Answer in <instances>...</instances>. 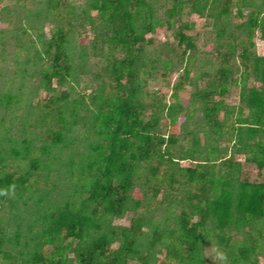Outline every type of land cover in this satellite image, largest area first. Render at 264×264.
Returning a JSON list of instances; mask_svg holds the SVG:
<instances>
[{"label":"trees","instance_id":"1","mask_svg":"<svg viewBox=\"0 0 264 264\" xmlns=\"http://www.w3.org/2000/svg\"><path fill=\"white\" fill-rule=\"evenodd\" d=\"M209 1L192 0V11L204 16ZM238 2L236 16L240 21L236 29L243 36L234 37L231 34L233 41L229 44L219 41L217 52L221 55V61L215 76L206 87H197L192 94V105L198 103L202 112L206 142L202 145L196 128L186 131L191 137V147L183 151L185 155H181L182 149L178 153L170 150L177 138L173 135L166 138L161 133L160 114L163 113L171 124L178 122L185 107L178 102L177 92L183 88L184 82L174 87L176 102L166 107L157 106L158 112L145 117L143 112L146 105L141 98L143 82L138 69L143 54L142 46L146 42H153L152 38L146 36L157 27L171 29L173 24L170 20L158 19L148 0L92 1L91 7L106 22L103 42L108 43L110 51L124 53L122 58L109 55L108 76L115 83H109L110 94L104 87L101 90L103 94L94 93L91 96L97 106L92 118L99 139L90 145L92 153L79 162L81 183L75 187L73 194L66 193L63 201L44 206L59 185L52 183L54 190L34 189L42 193L36 198L33 218L26 224L19 202H25L27 194L32 191L31 180L35 175L41 177V170H46L44 179L48 182L51 177L50 162L41 164L34 158L27 171L9 173L4 170L0 174V202L5 205L8 203L16 218L9 219L13 221L9 225L0 219L2 260H10V264H130L131 261L149 264L156 260L163 248L165 254L162 264H206V242L216 238L217 249L226 252L223 254L229 257L228 264H259L260 241L264 236V182L241 178V162L234 155H223L229 149L235 154L244 153L246 162L256 164L259 171L264 169V54L259 55L253 49L258 31L264 40V17L260 16L261 11H264V0H260V4L256 0ZM65 3L66 0H61L62 5ZM180 3L168 10L170 17L173 18L179 12L183 4ZM230 4L231 0H224L214 18H228ZM50 6L56 8L52 2ZM245 7L250 8L247 15L244 13ZM228 22L229 18L226 19ZM193 26V23L182 24L175 33L178 46L184 47L183 58L196 49L195 38L185 32ZM226 30L227 27L218 30L220 38ZM68 42V33L63 27L54 31L46 42L43 59L49 68L44 70L43 77L47 90L55 89L54 79L60 87L72 75ZM237 57L243 71L241 103L237 112H234L225 104L223 97L233 82L230 80L233 73L231 64ZM156 60L161 61L160 58ZM165 65L166 68L170 67L167 61ZM190 73L186 65L183 78L188 80ZM251 77L262 85H250ZM68 96L63 91L59 96L51 97L44 106L51 109L58 107L68 100ZM3 99L11 102L13 98L9 94ZM221 112L224 113L223 119L220 118ZM43 115L47 119L51 117L49 112ZM72 115L73 122H76L77 112H72ZM59 118L62 124L60 129L48 127L45 131L48 140L45 149L66 142L63 130H68L67 126L71 129V124L65 123L64 116L59 115ZM225 136L233 138V142L229 147L220 149L218 143ZM24 149L28 156L30 146ZM9 150L19 155L15 147ZM206 150L207 153H203ZM186 157L191 162L195 161V165L178 170L193 189H188L177 201L181 209L174 220L175 228L152 227L144 249H141L143 245L140 239L147 222L145 216L137 214L130 226L121 230L109 226L106 228L104 221L107 216L120 217L131 206L134 209L141 207V201L130 195L141 161L156 160V164L149 167L151 177L155 178L164 164L179 163ZM4 160L5 156L0 153V164ZM216 162L228 168L225 175L215 173ZM171 181V187L173 183H180L176 174L171 175ZM160 188L158 184L152 188L153 198ZM75 196L80 197V200H76ZM193 217L197 218L196 221H192ZM209 224L212 228H208ZM11 227L14 228L13 233L10 232ZM239 234L242 238L234 252L230 245ZM8 244L17 246L16 252L7 251L5 247ZM48 245L52 249L46 251ZM70 253L73 257H70ZM2 260L0 264H5Z\"/></svg>","mask_w":264,"mask_h":264},{"label":"rangeland","instance_id":"2","mask_svg":"<svg viewBox=\"0 0 264 264\" xmlns=\"http://www.w3.org/2000/svg\"><path fill=\"white\" fill-rule=\"evenodd\" d=\"M92 1L66 0L65 5H62L61 0H0V153L6 158L3 164H0V174L4 170L9 173L27 171L31 166V159L34 158L39 161L38 163L44 164L48 161L51 164V177L48 182L44 179L46 170H41L39 172L41 177L35 175L31 180L30 190L32 191L27 194L25 202L23 200L19 202L20 212L26 219L24 224L33 218L36 198L42 193L36 192L34 190L36 187L53 189L52 183L59 185L43 204L44 206L63 201L66 193H74L75 187L81 183L78 171L79 162L84 156L92 153L90 145L99 139L98 134L95 133L92 118L97 111V106L91 96L94 93L103 94L101 90L104 87H107V92L110 94L109 83L113 85L115 83L108 76L111 60L109 55L113 54L116 58H122L124 53L110 51L108 43L103 42L102 35L107 29L106 22L98 16L97 10H93ZM148 1L153 5L155 16L160 20H170L173 27L171 29L157 27L154 32L146 36L152 38L153 42H146L142 46L143 54L138 62V69L143 82L141 98L146 105L143 113L145 117H149L155 111L158 112L157 106L166 107L176 102L174 87L179 82H184L183 88L177 92L178 102L185 107L183 113L180 114V119L175 124H171L169 119L161 113L160 129L166 138L171 135L177 138V142L170 146V150L178 153L182 149L181 155H185L183 151L191 147V137H188L186 131L196 128L199 131L202 145L206 142V127L202 112L198 103L195 106L192 105V94L197 87H206L208 81L215 76L221 61V55L217 52L219 41L222 40L224 44H229L233 41V37L230 38L231 34L237 37L242 34L236 29V24L240 21L236 16L239 2L231 0L228 17L230 22L226 23L228 18H214L224 0H210L204 16L192 11V0ZM256 1L260 4V0ZM51 2L56 8L50 6ZM180 2L183 4L179 12L173 18L170 17L168 10L174 5H180ZM249 11V7L244 8L245 15ZM260 16L264 17V11H261ZM185 23L194 24L192 29L185 30V32L195 38L196 49L188 52L183 58L184 47L178 46L175 33ZM59 27H63L68 33L67 51L73 65L72 75L60 87L54 79L55 89L47 90L43 75L49 65L43 59V51L46 42ZM223 27H227V30L220 38L218 30ZM254 41L253 49L257 54L263 55L264 40L260 36V31L256 33ZM158 58L161 59L160 62H157ZM165 61L170 63L169 68H166ZM240 64L238 57L232 61L233 73L230 80L233 82L228 93L223 97L225 104L234 112H237L241 103L243 68ZM186 65L191 71L188 80L183 78ZM249 81L250 85H262L254 77H251ZM63 91L68 93V100H64L58 107L52 109L44 106L51 97L59 96ZM9 94L13 98L11 102L3 99ZM74 111L78 114L75 117L76 122H73L72 112ZM48 112L51 117L47 119L43 114ZM245 112L247 113V110ZM59 115L65 117V123L71 124V129L67 126L68 130H63L66 142L45 149L48 141L45 136L46 129L62 127ZM223 117L224 113L221 112L220 118L223 119ZM232 140L233 138L228 136L221 138L218 143L220 149L229 147ZM27 145L30 146L28 156L24 151ZM13 147L19 151V155L10 152L9 149ZM203 153H207V150ZM223 155L226 157L234 155V158L241 162L239 172L241 178L252 182H264V169L259 171L256 164L246 162L244 153L235 154L229 149L224 151ZM195 163L187 157L179 163H166L156 177L152 178L149 167L156 164V160L141 161L134 181V190L130 193L132 198L141 201V207L134 209L131 204L122 216H107L104 221L106 228L109 226L121 230L129 227L137 214L145 216L147 222L144 235L140 239L143 245L141 249L146 247L152 227L159 225L162 229L175 228L174 220L181 209L177 201L188 189H193L185 182L186 177L182 176L178 169L194 166ZM227 170V167L216 162L215 173L219 176L225 175ZM172 174H176V177L180 179V183H173L174 188L171 187ZM156 184L161 188L157 196L153 198L152 188ZM74 198L80 200V197L75 196ZM0 219L8 225L9 222L13 224V221L9 219H16L8 203L5 205L0 202ZM196 219L193 217L192 221ZM208 228L212 226L209 224ZM10 232L13 233L14 228L11 227ZM241 238L242 235L239 234L232 240L230 245L232 251H236L235 246ZM216 241V238H213L206 242L204 250L206 264H228V255L224 254L223 258L219 255L220 250L217 249ZM5 249L16 252L18 247L8 244ZM50 249H52L50 245L45 247L46 251ZM161 250L156 260H152L149 264H162L165 249ZM259 250V264H264V236L260 241ZM70 257H73L72 253ZM2 261H5V264L11 263L10 260ZM130 264L137 263L131 261Z\"/></svg>","mask_w":264,"mask_h":264},{"label":"clouds","instance_id":"3","mask_svg":"<svg viewBox=\"0 0 264 264\" xmlns=\"http://www.w3.org/2000/svg\"><path fill=\"white\" fill-rule=\"evenodd\" d=\"M219 255L223 258L224 254L222 252L219 253Z\"/></svg>","mask_w":264,"mask_h":264}]
</instances>
